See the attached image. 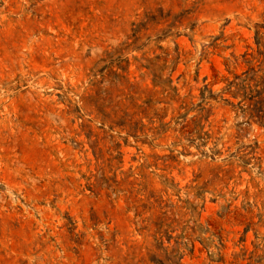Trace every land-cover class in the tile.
<instances>
[{
  "label": "rangeland",
  "instance_id": "rangeland-1",
  "mask_svg": "<svg viewBox=\"0 0 264 264\" xmlns=\"http://www.w3.org/2000/svg\"><path fill=\"white\" fill-rule=\"evenodd\" d=\"M260 101L264 0H0V264H264Z\"/></svg>",
  "mask_w": 264,
  "mask_h": 264
},
{
  "label": "trees",
  "instance_id": "trees-1",
  "mask_svg": "<svg viewBox=\"0 0 264 264\" xmlns=\"http://www.w3.org/2000/svg\"><path fill=\"white\" fill-rule=\"evenodd\" d=\"M257 44H259L260 45V42H257ZM231 86L232 87H234V86H236V87H238V94L237 95H239V93L242 91V89L245 91V86L243 85V84H231ZM230 86V87H231ZM205 95V94H204ZM204 99L206 100V98L204 97ZM258 106H261V110H259V111H261V112H263V110H264V101H260V102H257L256 103V107H258Z\"/></svg>",
  "mask_w": 264,
  "mask_h": 264
}]
</instances>
